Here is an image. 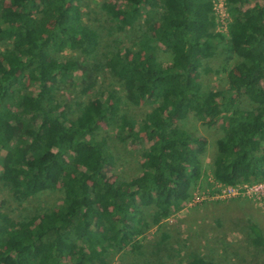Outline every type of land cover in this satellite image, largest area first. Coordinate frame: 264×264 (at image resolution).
<instances>
[{
  "label": "trees",
  "instance_id": "trees-1",
  "mask_svg": "<svg viewBox=\"0 0 264 264\" xmlns=\"http://www.w3.org/2000/svg\"><path fill=\"white\" fill-rule=\"evenodd\" d=\"M227 5L232 20L224 34L214 30L213 0H103L111 29L138 36L134 47L117 39L100 50L83 0H0V182L20 200L60 192L58 203L23 219L0 209V264H109L121 250L132 252L131 264H148L143 239L205 178L207 140L178 123L190 114L222 123L212 164L217 183L264 181V0ZM221 43L239 61L225 88L207 90L202 74L212 68L204 59ZM160 52L171 55L170 66ZM92 65L109 71L132 105L147 101L151 110L139 121L121 114L113 90L75 101V109L61 100L58 91L74 84L78 70L91 77ZM103 122L120 142L144 145L136 177L108 178L117 158L99 137ZM248 225L252 243L264 246L262 228ZM169 237L161 231L156 253ZM178 264L215 263L190 253Z\"/></svg>",
  "mask_w": 264,
  "mask_h": 264
},
{
  "label": "rangeland",
  "instance_id": "rangeland-1",
  "mask_svg": "<svg viewBox=\"0 0 264 264\" xmlns=\"http://www.w3.org/2000/svg\"><path fill=\"white\" fill-rule=\"evenodd\" d=\"M103 0H83V12L86 22L97 32L100 50L108 49L114 41L121 39L128 47H134L138 33L135 30L117 32L111 29V21L102 11ZM215 32L221 30L214 28ZM2 43L0 42V49ZM159 58L166 66L171 65V55L160 52ZM239 61L237 57H229L225 43L219 44L214 56L204 59V65L212 68L209 73L202 74V82L207 90H220L227 86V73ZM92 76L87 78L82 70L73 75L72 86L66 85L58 91V97L77 107L75 101L86 103L95 97L106 98L110 90L118 93L121 98L120 113L131 115L138 121L151 110L153 104L143 102L140 106L132 105L126 97L119 81L107 70L89 71ZM93 83L92 85H89ZM71 113V111H69ZM75 115V114H74ZM179 125L192 133L196 138L207 140L206 152L202 155L204 179L202 187L193 191L192 198L184 203L181 210L175 211L167 218L162 227L153 228L143 239L142 260L148 264H178L180 258L187 254H201L215 264H264V246H255L250 239L248 220L257 223L264 232V181L256 182L251 191L242 190L238 195L223 193L226 188L215 181L212 164L217 151V140L221 136V121L218 119L199 120L190 114L178 121ZM99 137L107 140L116 155L115 165L107 169L111 180L117 177L131 179L141 170L145 158V147L142 144L118 140L115 129L105 122L99 131ZM255 184V183H251ZM60 192H44L27 200L14 197L0 182V209L16 219H23L50 208L59 202ZM162 230L170 233L168 244L161 252L156 253L154 241ZM181 254L175 255L179 248ZM109 254V253H108ZM173 256V257H172ZM132 252L121 250L109 254V264H131Z\"/></svg>",
  "mask_w": 264,
  "mask_h": 264
},
{
  "label": "built area",
  "instance_id": "built-area-1",
  "mask_svg": "<svg viewBox=\"0 0 264 264\" xmlns=\"http://www.w3.org/2000/svg\"><path fill=\"white\" fill-rule=\"evenodd\" d=\"M213 15L215 17V26L216 29L221 30L220 32L224 34L229 33V25L232 20V16L228 10V5H227V0H213ZM221 184V183H219ZM223 185V184H222ZM256 185L255 184H244L240 186H226L223 190V193L228 194V195H238L239 193L242 192V190H248L251 191L254 189Z\"/></svg>",
  "mask_w": 264,
  "mask_h": 264
}]
</instances>
